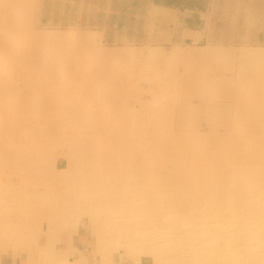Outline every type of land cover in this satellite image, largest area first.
I'll use <instances>...</instances> for the list:
<instances>
[{"label": "rangeland", "instance_id": "obj_1", "mask_svg": "<svg viewBox=\"0 0 264 264\" xmlns=\"http://www.w3.org/2000/svg\"><path fill=\"white\" fill-rule=\"evenodd\" d=\"M244 50L264 51V0H0V255L264 264V61Z\"/></svg>", "mask_w": 264, "mask_h": 264}, {"label": "bare ground", "instance_id": "obj_2", "mask_svg": "<svg viewBox=\"0 0 264 264\" xmlns=\"http://www.w3.org/2000/svg\"><path fill=\"white\" fill-rule=\"evenodd\" d=\"M161 16H163V17H167L168 15L167 14H165V13H161L160 14ZM242 56L244 57V58H247L249 61H251L252 63L251 64H256V63H260V62H262V61H264V51H253V50H244L243 51V53H242ZM86 151V150H85ZM84 151V153H86ZM78 155V154H77ZM82 155V153L80 154V156ZM84 155V154H83ZM78 157H79V155H78ZM84 157V156H83ZM76 160V159H75ZM83 166H85V165H83ZM86 166H88V165H86ZM236 166V165H235ZM235 168H237V167H235ZM233 169V168H232ZM240 169H243V171L241 170L240 172L239 171H234V173L231 175L233 178V181H236V184H238L237 183V181L239 182V181H246L245 180V177H244V174H245V172H244V168L243 167H239V169L238 170H240ZM236 170V169H235ZM78 171V170H77ZM232 171V172H233ZM231 172V173H232ZM63 173V172H62ZM64 174V173H63ZM74 174V173H73ZM81 174V173H80ZM89 176H91V174L90 173H87ZM77 175H79V174H77ZM83 175L84 174H82V176L81 177H83ZM94 174H92V176H93ZM113 175V174H112ZM252 176L254 175L253 173L251 174ZM257 175V174H256ZM85 176H86V174H85ZM75 177V176H74ZM257 177V176H256ZM256 177H254L253 176V178H256ZM77 178H79V176H77ZM88 177H86L85 179H87ZM89 178H91V177H89ZM249 178H252V177H249ZM77 179L75 178V182H74V180L72 181V182H74V183H72V184H75L77 181H76ZM249 180V179H248ZM247 180V181H248ZM254 180V179H253ZM233 181H232V183H233ZM251 181V180H250ZM255 181L256 182H258L259 184V186L257 185V187H263V185L261 184L262 183V179L261 178H256L255 179ZM240 182V183H241ZM230 183H231V180H230ZM243 183H246V182H243ZM69 184H70V182H69ZM78 184H79V180H78ZM250 184V183H249ZM67 185V184H66ZM237 186V185H236ZM251 187H253V186H251L250 185V188ZM108 193V192H107ZM264 195V194H263ZM259 196H261L262 197V195L261 194H259ZM140 233H141V230L139 231ZM138 232V233H139ZM137 234V233H136ZM142 234V233H141ZM138 235H140V234H138ZM81 256V255H80ZM88 263V262H87Z\"/></svg>", "mask_w": 264, "mask_h": 264}, {"label": "crops", "instance_id": "obj_3", "mask_svg": "<svg viewBox=\"0 0 264 264\" xmlns=\"http://www.w3.org/2000/svg\"><path fill=\"white\" fill-rule=\"evenodd\" d=\"M192 10H198L195 8H189ZM0 264H18L15 260L10 259L7 255H0Z\"/></svg>", "mask_w": 264, "mask_h": 264}]
</instances>
